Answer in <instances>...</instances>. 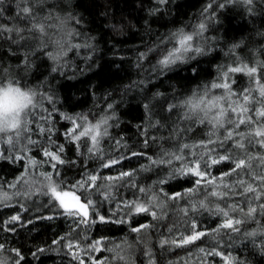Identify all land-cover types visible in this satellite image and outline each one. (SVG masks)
Wrapping results in <instances>:
<instances>
[{
    "label": "trees",
    "instance_id": "1",
    "mask_svg": "<svg viewBox=\"0 0 264 264\" xmlns=\"http://www.w3.org/2000/svg\"><path fill=\"white\" fill-rule=\"evenodd\" d=\"M28 6L32 9L31 16L22 12ZM202 22L207 26L206 31L196 43L205 52L190 54L195 58L161 70L158 61L175 44L172 34L181 29L193 32ZM34 23L42 24L44 32L29 31ZM9 28L22 31L19 34L2 31ZM21 35L25 39L21 40ZM49 53L57 58H51ZM244 65L257 67L259 71L254 77L245 72L230 73L235 93L230 97L224 89H210L205 100L220 96L224 99L212 108L204 123H200L204 112L189 113L184 102L194 92L203 95L206 85L219 82L221 69ZM261 65H264V0H251L250 4L247 0H166L165 3L160 0H0V85L11 81L22 90L37 92L35 99L39 106L31 112L36 114L43 109L52 112L50 123L56 130L52 141L65 145L66 160L76 161L75 165L59 166L63 190L81 195L83 189L73 185L89 172L117 177L122 171H134L130 180L135 187L127 182L129 178L98 181L102 185H116L113 198L103 203L99 211L116 220L124 216L122 201L140 200L151 202L152 211L157 213L156 219L139 213L126 217L124 224L97 223L82 231L77 229L81 237H87L80 240L82 246L86 247L89 240L102 241L100 250L80 253L86 264H90V257L98 258L103 264H225L224 257H229L232 264H264V209L260 207L264 197L258 200L253 194L237 195L241 188L235 183L238 180L253 183L259 192L260 181H254L253 177L264 175L261 162L264 147L256 142L261 137L254 135L256 129L264 127V117H258L255 111L264 109V97L260 94L264 86ZM243 89L250 90L251 100L247 103L240 96ZM40 94L51 95L54 104H49ZM108 105L112 107L109 109ZM171 105L177 107L169 111ZM240 106L249 111L243 113ZM221 108L226 110L224 127L214 128L208 120ZM186 113L192 118L185 119ZM63 115L87 116L90 123L105 116L113 117L108 122L109 135L100 143V158L87 154L85 144L90 146L89 138L81 139L80 152L85 155H80L64 137L63 133L72 124ZM240 116L252 118L235 130L244 134L235 139H242L247 152L235 148L230 152L234 158L254 157L250 161L252 167L247 174L224 177L221 183V174L234 166L226 161L213 166L208 177L218 178L215 182L218 192H228L225 184L232 188L229 195L208 196L212 187L204 182L196 185L194 176L180 177L163 185L157 183L182 164L175 159L170 165L159 163L161 159H169L165 153L181 154V147L187 144L182 154L186 160H193L196 158L193 154L207 151L200 146L201 141L223 139L226 130L233 127L229 119L236 121ZM25 119L34 121L37 117L29 115ZM40 123L48 126L43 121ZM28 127L31 131L21 133L17 149L27 145L26 136L46 142L48 134H40L35 122ZM7 135L12 133H0V151L11 150L5 143ZM13 139L15 142L16 137ZM117 140L121 144H116ZM27 147L30 150L26 155L36 159V165H31L28 159L15 164L0 161V193L10 197L0 199V244L5 246L0 250V260L7 259V264H13L15 253L10 250L20 249L25 256L21 264H78L65 247L68 240L76 239L75 233L69 235L70 228H75L73 220L63 215L59 207L46 203L50 197L42 194L46 182L41 173L51 172V165L42 162L46 158L38 154L36 147ZM131 152L141 155L131 156ZM109 157L127 159H121L111 168H102L101 159ZM22 174L24 179L17 182ZM139 188L146 189V193L138 191ZM189 189L193 191L188 192ZM165 192H179L183 198L170 200L164 196ZM97 196L98 193L92 194L94 200ZM200 201H204L207 209L192 211V206L198 207ZM217 205L233 220L242 221L236 226L239 231L220 227L226 218L216 212ZM233 205L239 208L233 210ZM249 206L256 208L251 216L246 215ZM183 209H188L187 215ZM15 215L20 216L18 222L6 223ZM41 216L53 218L40 219ZM193 222L198 225L197 231L210 234L192 244H181V237L189 234ZM144 224L149 227L139 233L131 231ZM13 227L15 231L7 230ZM60 237L67 239L60 244L52 243ZM38 248L45 251L34 257ZM212 249L221 255L207 256Z\"/></svg>",
    "mask_w": 264,
    "mask_h": 264
},
{
    "label": "snow or ice",
    "instance_id": "2",
    "mask_svg": "<svg viewBox=\"0 0 264 264\" xmlns=\"http://www.w3.org/2000/svg\"><path fill=\"white\" fill-rule=\"evenodd\" d=\"M166 0H160V3H165ZM247 2L250 4L251 0H247ZM223 7V5H221ZM23 14L31 16L33 15L31 6L23 7L22 9ZM75 23H79L78 20L75 21ZM206 24L200 23L196 26V29L193 32H184L182 29L178 30L177 32L172 34V38L175 39L174 46L166 50V54L163 55V57L158 61V66L163 69L170 68L171 66L177 64L178 62L184 63L187 60L194 59V55L190 54H201L205 52V49L203 47H200L196 42L203 37V33L206 31ZM32 29H38L40 33L44 32V26L42 24L34 23L32 24V27L29 29L31 31ZM2 31L5 32H13L15 31L17 34H19L22 30L21 29H2ZM71 35V33H69ZM170 38V40L172 39ZM11 39V37H9ZM20 39L23 40L25 37L23 35L20 36ZM15 43L16 41L13 40ZM59 43V42H57ZM161 43H164V41H161ZM78 47V46H77ZM238 47V45L233 46ZM51 58L56 59V56H52L51 53L48 54ZM144 54H141L143 57ZM262 69H264V65L260 66ZM195 71V68L192 69ZM221 75L218 77L219 82H214L210 86H205L204 88V94L197 96V94L194 92L193 97L189 98L187 101L184 102V104L189 109V113H196L198 111L204 112V117L200 119V123H204L205 119H207L209 112H211L212 108L218 107L220 100L224 99V97H213L212 99L205 100V97L208 95L210 89H224L225 92L228 94V96L235 95V93L232 91V84L234 82L229 80V74L230 73H239V72H245L249 77H254V75L259 71L257 67H249L248 65L236 66V67H227L226 69H221ZM256 83H259L257 80ZM260 94L262 97H264V86L260 88ZM38 95L37 92L33 90H22L18 86H14L11 81L7 83L6 87H0V133L8 134L12 133V135H7V139L5 140V143L11 146V150H5L0 151V161H4L7 163L15 164L18 161H23L25 159H28L31 165H36L37 160L33 159L31 157H28L26 155L27 151L30 149L27 147V145H31L33 147H36L38 149V154L42 153L43 157L46 158L44 163H50L51 165V172H45L41 173V175L44 177V187L42 194L45 196H49L50 200L46 203H51L53 208L59 207V209L62 210V214L66 215L67 217L71 218L73 220V223L75 225V228H70V233L76 234L75 240H68V243L65 245L67 249L69 250V253L72 256L73 260H77L78 264H86L85 260L81 258L80 253L81 252H87L88 250H91L93 252L100 250V244L102 241L95 240L91 241L89 240L87 242L86 247L82 246L80 243L81 239L87 240L86 236L81 237L80 232H77V229H80L81 231L83 228H91L93 225L97 223L107 224V223H119L124 224L126 223V217L131 216L133 214H139V213H147L150 214L154 219L157 218V213L155 211H152V204L151 202H142L140 200H133V201H122L123 209L124 210V216L120 217L116 220L111 219L107 214H101L99 211L100 207L103 205V203L108 202L113 198V189L116 187L114 184H100L98 181L101 179L107 180V181H116V180H125V178H129L127 182L132 183V186L135 187L134 182L130 180L131 177L135 175V172H129V171H122L119 173L117 177H101L100 175L96 174L95 172H89L87 175L81 176L80 179L76 181V183L73 185V188H79L83 189V192L81 195H76L73 191H65L63 190L65 185L63 182L60 165L64 164H71L75 165L76 161L72 159L66 160L64 158L65 153V145L63 143H55L52 141V135L55 133L54 126L51 125L50 121L52 119V112L48 111V109H43L41 112L33 114L31 112L32 109H37L39 106V102L36 101V96ZM42 95V98L46 100L49 104H54L53 97L51 95ZM240 96H242L245 103L249 102L251 100L250 96V90L249 89H243L240 92ZM204 105V107H201ZM112 105H108V108L110 109ZM148 106L145 105V108ZM177 105H171L169 107V111H172L174 108H176ZM241 111L243 113H247L249 109L245 106H240ZM232 111L235 112L236 108H232ZM256 115L258 117H264V109H256ZM47 112V115H44L43 113ZM189 113L185 114V119H191V115ZM29 115H35L37 119L34 121L26 120L25 117ZM226 116V110L221 108L220 111L213 116L210 120H208V123H211L213 127H224V118ZM65 120H68L71 122L72 127L68 129L66 132L63 133L64 137L73 144L77 152H80V141L82 138H89L90 139V146L85 144V147L87 149V154H93L96 155L97 158H100V143L103 137H106L109 135L108 128L111 127L109 125V120L113 117L111 116H105L101 118L96 123H90L88 121L87 116H69V115H63L62 117ZM40 121H43L44 124L48 125L47 127L43 126ZM252 121V118L249 116L247 119H245L243 116L238 117L236 121H232L229 119L228 123L232 124L233 127L231 130H226V134L224 135L223 139L218 138L216 141H213L211 138H209L206 142L201 141L200 146L207 149L206 152H204L201 155H196L195 159L193 160H186L182 154L183 149L187 148L188 145L185 144L181 147L180 152L181 154H168L165 153L164 155L169 156V159H161L159 163L162 164H171L172 159L179 160L182 162L181 166L174 169L171 173H169L168 176L161 178L157 181L158 184L163 185L168 183L171 180L179 179L180 177H187V176H194L197 177V179L194 181L196 185H201L202 182L207 184L208 186L212 187V191L208 192V196L217 197V198H223L224 196L229 195L232 192V188H229L227 184H225V187L228 188V192H218L216 191V180L218 179L215 176H212L211 179H208L209 176H211V169L213 166L221 164L223 162H231L233 167H231L228 171H225L221 174L219 177V180L221 183H223L224 177H231L233 174L239 175L240 172H245L247 174L248 169L252 167V164L250 163L251 160L254 159V157L246 155L241 158H234L231 154L230 150L240 149L247 152V148L245 143L241 140L235 139L236 136L243 137V133H237L235 130L240 127L241 124L249 123ZM35 122L37 125V129L40 134L47 133L48 135L45 137V143H40L38 140L31 139V136H26L27 145H25L23 148L17 149L16 145L20 143L21 139V133H28L31 131L29 129L28 124ZM159 123V122H157ZM255 137H261V139L257 140L256 142L261 146L264 147V127L258 128L255 130L254 133ZM13 136L16 137V140L14 142ZM231 142V143H229ZM148 141H145V144L147 145ZM249 143H251V140H249ZM116 144H121V141L117 140ZM209 144H215V148H208L207 146ZM50 145V146H47ZM54 148V150H52ZM217 149H220L219 151ZM17 151L20 154H16ZM80 155H85V153L80 152ZM131 156H138L141 155V153L137 152H131ZM121 159H127V157H118V158H111L109 157L107 160L101 159L100 166L102 168H111L115 166L116 164H119ZM261 162L264 163V157H261ZM153 163H156V161H153ZM143 167V166H142ZM147 170V169H145ZM239 170V171H238ZM28 172V169H25V173ZM56 177H60L59 180L56 179ZM24 179V174L21 175V177L17 178V182L19 180ZM253 180H259L260 181V191H257V187L253 186V183H246L244 180H238L236 181V186H239L241 188V191L236 193L237 195L246 196L248 194H253L256 199H261L264 197V175H258L253 177ZM25 183H29V181L25 180ZM13 187L15 185H12ZM138 191L142 193H146V189L139 188ZM193 191L192 189H189L188 192ZM93 193H98L97 199L94 200L92 198ZM164 196L167 199L170 200H176V199H182V194L179 192H175L172 194H169L167 192L164 193ZM69 198L70 201L69 202ZM102 198V199H101ZM157 197H153V200H155ZM0 199L7 200L10 199L8 197L7 193H0ZM207 205L204 203V201H200L199 206L196 205L192 206V211H198L199 209H207ZM233 210L236 208H239V205H233ZM261 209H264V204L260 205ZM243 211V209H240ZM185 215L188 213V209L182 210ZM216 212L222 214L226 219L225 222L220 225L221 228H227L231 229L232 231H239L237 225L241 224L242 221L240 219L233 220L228 216V212L224 211L222 208H220L219 205L216 206ZM256 212V208H253L249 206L248 212L246 215L251 216L253 213ZM115 215V213H113ZM40 219H52L51 216H41ZM20 220L19 215L12 216L9 221L6 223L14 224L15 222H18ZM28 223H31V220L27 221ZM149 227V225H140L138 227H133L131 231L133 232H141L142 229ZM198 225L193 222L191 224L190 232L186 236L181 237V244H192L195 241L201 240L203 237L209 235V232L206 231H197ZM8 231H15V228H9ZM212 231L218 232L219 229H213ZM67 237H60L59 240H54L52 243L54 244H60L62 241L66 240ZM175 243V241H172ZM163 243H168V241H164ZM4 245L0 244V250L4 249ZM10 251L15 253V259L13 260V264H21L22 261L25 260V256L22 254L20 249H11ZM45 249L38 248L36 253H33V256L35 257L37 253L43 252ZM201 252H204V249H200ZM207 256H215V255H221L220 252L215 251L214 249L208 251L206 253ZM225 264H232V261L229 257H224ZM0 264H7V259L0 260ZM90 264H103V261H100L98 258H91L90 257Z\"/></svg>",
    "mask_w": 264,
    "mask_h": 264
},
{
    "label": "clouds",
    "instance_id": "3",
    "mask_svg": "<svg viewBox=\"0 0 264 264\" xmlns=\"http://www.w3.org/2000/svg\"><path fill=\"white\" fill-rule=\"evenodd\" d=\"M7 86V84L6 85H0V87H6Z\"/></svg>",
    "mask_w": 264,
    "mask_h": 264
},
{
    "label": "water",
    "instance_id": "4",
    "mask_svg": "<svg viewBox=\"0 0 264 264\" xmlns=\"http://www.w3.org/2000/svg\"><path fill=\"white\" fill-rule=\"evenodd\" d=\"M69 202H71V201H70V198H69Z\"/></svg>",
    "mask_w": 264,
    "mask_h": 264
}]
</instances>
